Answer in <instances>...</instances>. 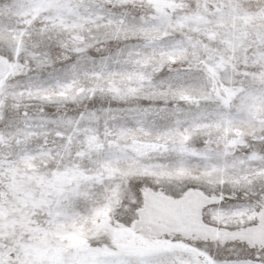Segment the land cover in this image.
<instances>
[{
  "label": "snow or ice",
  "instance_id": "1",
  "mask_svg": "<svg viewBox=\"0 0 264 264\" xmlns=\"http://www.w3.org/2000/svg\"><path fill=\"white\" fill-rule=\"evenodd\" d=\"M0 264H264V0H0Z\"/></svg>",
  "mask_w": 264,
  "mask_h": 264
}]
</instances>
